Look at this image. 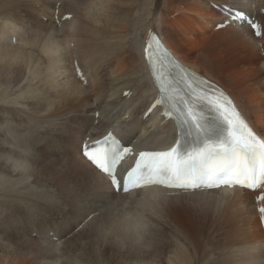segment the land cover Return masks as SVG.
<instances>
[{
	"label": "bare ground",
	"instance_id": "bare-ground-1",
	"mask_svg": "<svg viewBox=\"0 0 264 264\" xmlns=\"http://www.w3.org/2000/svg\"><path fill=\"white\" fill-rule=\"evenodd\" d=\"M33 1L34 6H31ZM174 1L0 0V113L9 117L7 122L0 124V128L9 132L8 137L0 136V154H16L8 146L9 142L18 144L16 147L31 153L27 160L34 167L32 172L36 173L35 184L20 182L24 180L17 176L22 177L25 170H14L9 160L0 159V218L7 214L14 217L12 222L11 219L1 220L0 264H55L62 259V264H149L148 261H154V264L157 260L163 264L168 253L175 256L173 264H208L205 259L196 262L194 257L173 243L168 234L176 236V232L167 219L184 232L193 230L202 234L207 223L214 218L215 210H223L231 197L228 193L233 192L237 194L232 196V209L235 212L240 210V215L251 210L256 214L259 208H264V200L256 203L258 195H264V185L255 192L227 188L175 192L150 188L147 189L152 194L150 196L134 198L131 193L120 194L107 205L96 206L95 211L87 216L73 214L67 203L63 208L54 204L55 199L68 194L73 186L81 196L93 190H111L106 178L99 173L93 175L95 170L81 154L83 141L94 142L110 128L124 145L131 146L134 151V155L121 164L120 171L124 172L140 151H165L177 140L178 127L174 118L163 115L162 107L156 106L147 115L159 96L145 57L151 32L158 34L172 56L186 69L205 75L206 81L216 83L230 95L251 127L264 138V133L251 119L252 112L250 114L238 96L199 65L187 61L179 47L182 44L194 49L195 42L188 38L189 35L198 36L215 30L219 38L231 34L227 40L234 46L230 47L247 48L256 44L255 49L261 50L264 38L257 40L243 21L236 20L237 23L231 25L225 19L230 15L226 9L243 10L247 17L252 14L257 19L262 13L260 9L264 8V0H176L179 3L172 8L170 2ZM134 12L139 19H134ZM170 15L171 20L167 21ZM65 16H69V20ZM144 17H160V24L151 28L154 23L145 24ZM84 19L91 23H81ZM161 19L170 30L180 32L178 41L174 36L169 39L163 31ZM259 19L263 22L264 17ZM42 21L50 24L43 25ZM140 24L143 26L136 31ZM218 24L222 26L216 30ZM114 29L131 34L127 45H121L120 38L111 37ZM245 33L251 34L250 40ZM210 37L201 40L210 43ZM243 47L241 50L244 51ZM43 58L47 64L40 75V59ZM79 58L84 60V66L88 65L90 74L82 87L78 86L75 73V68L80 65ZM30 77L38 81L31 85L28 82L22 93L15 97L8 95V87H18ZM65 78L68 79L63 82ZM134 92L141 100L140 105L129 111L128 103L133 100ZM240 98L244 99L243 95ZM24 105L30 111L22 108ZM261 112L260 124L264 120V111ZM105 120L108 125L103 132L105 129L101 128ZM112 120H121L127 126L126 137ZM95 123L98 127H93ZM2 139L8 141V146L2 143ZM70 143L73 146L69 147ZM41 151H46L47 156ZM135 210L137 213L133 217L123 215L118 218L114 214ZM90 216L93 219L89 235L87 228L75 233V229ZM145 217L160 228L145 229ZM260 217H255L254 223L250 224L255 230L249 234L256 246L245 249L241 259L233 258L221 264H263L258 256L264 251V228ZM161 221L168 223L170 230ZM138 229L144 231L142 239L136 235ZM73 232V239L63 254H59L57 243ZM52 236L58 239L53 240ZM178 239L181 241L180 237Z\"/></svg>",
	"mask_w": 264,
	"mask_h": 264
},
{
	"label": "snow or ice",
	"instance_id": "snow-or-ice-1",
	"mask_svg": "<svg viewBox=\"0 0 264 264\" xmlns=\"http://www.w3.org/2000/svg\"><path fill=\"white\" fill-rule=\"evenodd\" d=\"M226 11L233 20L248 22L255 36L264 35V25L249 20L243 10ZM260 11L264 13V8ZM145 57L161 93V98L152 107L167 101L178 113V138L174 146L166 151H140L134 165L121 172L122 161L132 155L133 150L114 135L109 133L101 140L84 144L81 154L95 170L93 175L99 173L106 178L111 190H93L81 196L73 186L68 194L54 200L55 206L63 208L67 203L73 214L87 216L96 206L107 205L120 194L131 193L134 198L150 196L152 194L147 192L150 188L198 192L223 187L255 190L264 185V138L251 127L235 101L218 86L212 87L211 82L198 80L197 74L183 68L171 57L155 32L149 34ZM161 58L179 69L188 89V98H179L180 108L175 104L172 81L157 68ZM79 74L83 75L82 72ZM165 115L172 113L165 112ZM259 199L264 200V195ZM259 212L264 214V208ZM30 215L35 218L33 213ZM136 235L142 239V230L138 229Z\"/></svg>",
	"mask_w": 264,
	"mask_h": 264
},
{
	"label": "rangeland",
	"instance_id": "rangeland-1",
	"mask_svg": "<svg viewBox=\"0 0 264 264\" xmlns=\"http://www.w3.org/2000/svg\"><path fill=\"white\" fill-rule=\"evenodd\" d=\"M162 1L163 0L158 1V2L161 3ZM189 1L191 0H188V2ZM178 3L179 2H177L176 0L173 3L170 2V4L173 5L172 8L176 7ZM30 5L34 6V1ZM168 13L169 12L167 11V14ZM135 15H136V12H134V19L135 20L139 19V16L137 15L135 16ZM259 16L264 17V15H259ZM144 19L146 20L145 24L149 22L154 23V25H152L151 28H156L160 24V17H153V18L144 17ZM66 20H69V18H66ZM170 20H171V15L167 17V21H170ZM42 23L43 25L50 24L49 21H42ZM81 23H91V21H89L88 19H84V21H81ZM161 23L163 24V31L167 33V36L169 37V39H170V36H174L176 39L177 35H181L180 32L175 33L172 30H170L167 26L168 24L164 23V19H161ZM56 25L59 26L58 21H56ZM142 26L143 24H140L139 27L136 28V31H139V29ZM199 27L200 26L198 24L197 28L200 29ZM214 31L215 30L213 31L210 30L208 33L199 34L198 36L189 35L188 38L194 40L195 42V44L192 45L194 46L193 47L194 49H189L185 47L184 45L179 44V47L182 49L181 51L183 52L182 55L185 57L187 61H189L190 63L199 65L201 69H204L207 72H209L213 77L217 78L222 83H224L227 88L232 90V92L238 96L239 100L244 103V106L246 107V109L250 110L249 111L250 114L252 112L251 119L252 121H255V123L257 124V129L261 133H264V120H262V124H260V120L263 118V115L260 117L262 113L261 111H264V82H263L264 80V64H263L264 60L262 59L263 57L260 54L261 52L255 49L256 44L251 45L247 48L242 46L243 49H245L244 51L241 50L242 47L240 48L239 46L234 48L233 47L234 45L227 40V38L231 37V34L229 35L223 34V35H220L222 37L219 38V34L215 33ZM250 35L251 34L249 33H245V36L248 40H250L249 39ZM111 37L114 39L120 38L121 45L123 44L127 45L130 39L132 38L131 34L128 35V34L121 33L117 29H114L113 31H111ZM209 37L212 38L211 39L212 43L211 42L208 43V41L204 42L203 40H201V39H206ZM178 39L179 38H177L176 40L178 41ZM219 41L220 42L223 41L222 42L223 44H221ZM230 45H233V46L230 47ZM238 48L239 50H237ZM228 49H230V51ZM77 61H79L80 65L79 67L77 66L75 68V73L77 77L76 82H78L79 87H82V85H85V81L89 78L90 74L87 70L88 65H85L86 68L83 65L84 60L79 58L77 59ZM247 62H249V66ZM46 64H47L46 59L44 58L40 59V68H39L40 75L41 74L43 75ZM81 72L83 73L82 76L79 74ZM112 75H113L112 78H114L115 75L114 74ZM67 79L68 78H65L63 82L66 81ZM37 81L38 80H35L34 78L30 77L29 80L23 81V83L19 85L18 87L12 85L8 87L7 89L9 90L8 95L11 97H15L16 95H19L20 93H22V90H24L27 87L26 85L28 84V82H30V85H31V84H35ZM127 93H125V95H127ZM241 94L243 95L244 99L240 98V96L242 97ZM136 95H137V92L136 93L134 92V98L132 97L133 100L128 103V105L130 106L129 111H134L132 108H136L140 105L139 103L141 100L137 99ZM245 96L247 97L245 98ZM17 107L20 108V105H17ZM22 108H25L27 111H30L29 108L26 107L25 105ZM260 109L262 110L260 111ZM96 117H98V113L96 114ZM124 119L125 117H122V120ZM8 120H9V117H5L3 116V113H0V124L1 125H3ZM113 121L114 120H112V122ZM104 122H105V125L101 129H105L108 125L107 120H105ZM126 122L129 123L127 120ZM112 124L116 126L117 128H119V131L122 133V135L126 137L127 126L123 124L121 120H118V121L115 120ZM93 127H98V126L95 123L93 124ZM108 130H110V128H108ZM105 131L106 129L103 132ZM8 134L9 132L7 131V129L0 128V136L8 137ZM12 138L14 139V137ZM2 143L8 146V141L6 139H2ZM83 143H86V142L83 141ZM9 144L10 146H8V148L14 149V152L16 154H6V155L0 154V159L4 162L6 160H9L8 163L10 165L12 164V168L14 170L15 169L25 170V172L22 173V177L17 176L18 179L24 180L20 182H25L31 185L35 184L36 178L34 175H36V173L32 172L34 167L28 164V160H27V158H30L31 153L29 151L25 152L24 149L16 147L18 146V144H13L10 142ZM69 145H70L69 147L73 146V144L71 143ZM17 151L20 152L21 154H19ZM50 151H53V150H50ZM41 152L44 153V156H47L48 154L46 151H41ZM21 165H23V167ZM6 178L9 179L10 176ZM49 182H50L49 184L55 185V183H53L52 181H49ZM52 189H56V188H52ZM228 194L231 197L228 199L229 201L226 204L225 208H223V210L221 211H219L218 209L215 210L214 218H212V221L210 223H207V227L204 228V233L202 232V234L195 232L193 230L189 232H184L176 224L171 223V221L167 219L168 223H170L171 226L174 227V231L176 232V236L173 233H169L168 237L173 241L175 245H177L181 250H183L184 253H188L190 256L194 257L196 262L198 263H201V259H205V261H207L208 264H214V262L215 264H221V262H224L226 260L230 261L233 258L241 259L245 249L251 248L250 246L252 245L256 246V244L252 242L253 240L251 239L252 231H254L255 229L254 227H250V226L254 223L255 217L257 218L259 214L257 212L255 214V212H252V210L248 214L242 213L241 215H240V210L239 211L237 210L235 212L232 209V199L234 198L232 196L237 193L233 192L232 194L231 193H228ZM134 213H137V210H135L134 212H129V211L114 212L115 216H117L118 218L122 217L123 215H127L128 217H133ZM143 214L146 215V213H143ZM7 215L6 216L4 215L0 218V225L3 223L1 221L3 218H5V220L11 219V222L14 221V217L11 218L13 214H11V216L9 217ZM211 217H213L212 212H211ZM92 219H93V216L88 217L85 223H83L82 225H79L75 229L74 232L77 233L78 231L82 230L81 228L83 229L87 228L86 230L88 231V235H89L90 233L89 228L90 227L92 228V225H91ZM144 220H146L144 221L146 222L144 225L145 229H149V228L159 229L160 228V226L156 225L152 221H148L149 219H147L146 217L144 218ZM161 222L164 224V227L170 230L171 227L168 223H164V221H161ZM74 232L66 236L63 241H60L59 243H57L59 254H63L64 252L63 250H65V248L67 247L68 242L73 239ZM190 232H195V233L193 234ZM142 234H144V231H142ZM178 237L181 238V241L178 239ZM77 243L80 244L78 241ZM262 243L264 244V242ZM173 250L176 251V248H174ZM67 255L69 254H65V256ZM259 255H260V259L263 260V264H264V251L261 253L259 252L258 256ZM174 259H175V256L172 253H168L163 258V264H173L172 261ZM62 261H64V259H62L59 262H56L55 264H62ZM153 262L148 261L149 264H153ZM154 264H160V263L157 260Z\"/></svg>",
	"mask_w": 264,
	"mask_h": 264
},
{
	"label": "crops",
	"instance_id": "crops-1",
	"mask_svg": "<svg viewBox=\"0 0 264 264\" xmlns=\"http://www.w3.org/2000/svg\"><path fill=\"white\" fill-rule=\"evenodd\" d=\"M216 30H217V29H216ZM263 38H264V35H263V37H262L260 40H262ZM263 43H264V40H263V42H262V45H264Z\"/></svg>",
	"mask_w": 264,
	"mask_h": 264
},
{
	"label": "water",
	"instance_id": "water-1",
	"mask_svg": "<svg viewBox=\"0 0 264 264\" xmlns=\"http://www.w3.org/2000/svg\"><path fill=\"white\" fill-rule=\"evenodd\" d=\"M157 1H161V0H157Z\"/></svg>",
	"mask_w": 264,
	"mask_h": 264
}]
</instances>
